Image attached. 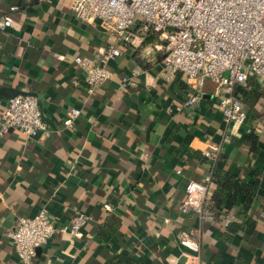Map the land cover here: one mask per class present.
I'll return each mask as SVG.
<instances>
[{
	"label": "crops",
	"instance_id": "crops-1",
	"mask_svg": "<svg viewBox=\"0 0 264 264\" xmlns=\"http://www.w3.org/2000/svg\"><path fill=\"white\" fill-rule=\"evenodd\" d=\"M5 14L11 25L0 30V89L35 95L51 131L33 138L12 129L0 135V264H19L7 232L19 216L41 208L55 226L70 224L77 213L89 219L76 236L53 233L36 249L33 264H107L115 255L132 264H185L196 253L179 244L178 233L191 229L199 236L196 264H264L259 79L248 75L234 88L247 114L234 130L222 118L211 80L204 81L198 103L184 105L189 86L182 74L165 72L159 39L124 46L106 62L112 77L88 91L74 58H98L114 42L98 20H80L60 0H0ZM7 99L0 95V114ZM71 107L81 114L61 129ZM210 143L220 147L214 167L255 183V190L242 213L238 201L213 202L210 182L215 219L199 223L178 206L186 182L209 173L203 150ZM102 226L110 232L101 237Z\"/></svg>",
	"mask_w": 264,
	"mask_h": 264
},
{
	"label": "built area",
	"instance_id": "built-area-1",
	"mask_svg": "<svg viewBox=\"0 0 264 264\" xmlns=\"http://www.w3.org/2000/svg\"><path fill=\"white\" fill-rule=\"evenodd\" d=\"M82 21L98 20L114 42L100 50L98 58L76 56L74 61L84 74L88 91H93L113 75L106 66L109 59L123 54L124 46H136L146 36L157 34L156 48L166 73L182 74L189 86L184 105L198 103L205 80L216 84L218 109L226 124L238 129L247 118L242 101L234 94L236 85L248 75L260 80L264 88V0H60ZM9 11L15 9L10 6ZM11 25L9 14L0 16V30ZM131 72L130 75H134ZM129 76L121 78L125 87ZM81 114L69 108L60 122L61 129L74 126ZM15 130L25 138L47 135L51 129L41 116L37 97L17 94L8 98L0 114V135ZM220 147L208 144L203 150L211 169L203 180H188L180 213L196 215L199 223L215 219L208 194ZM89 219L77 213L70 224L55 226L44 208L31 217L19 216L7 232L19 264H33L36 249L55 232L70 236ZM180 245L198 253L199 236L195 229L178 233ZM188 254L185 264H196L197 255Z\"/></svg>",
	"mask_w": 264,
	"mask_h": 264
},
{
	"label": "trees",
	"instance_id": "trees-1",
	"mask_svg": "<svg viewBox=\"0 0 264 264\" xmlns=\"http://www.w3.org/2000/svg\"><path fill=\"white\" fill-rule=\"evenodd\" d=\"M157 39H159L157 34H150L145 37L143 43H154L159 41ZM188 151L191 152V150ZM212 173L213 177L211 182H215V188L211 195L212 201L219 202L226 199L238 201L240 211L242 213H246L253 200L255 183L240 180L238 177L230 174L226 170L216 167H214ZM217 179H219V181ZM239 195L244 196L243 200L239 201ZM105 232H110V230L105 229V226H102L98 231V234L102 237ZM107 264H132V262L126 256L115 255L108 258Z\"/></svg>",
	"mask_w": 264,
	"mask_h": 264
},
{
	"label": "water",
	"instance_id": "water-1",
	"mask_svg": "<svg viewBox=\"0 0 264 264\" xmlns=\"http://www.w3.org/2000/svg\"><path fill=\"white\" fill-rule=\"evenodd\" d=\"M16 94H31V93H25V92H20L19 90H14L11 88H2L0 89V95L4 96L6 98H10Z\"/></svg>",
	"mask_w": 264,
	"mask_h": 264
}]
</instances>
